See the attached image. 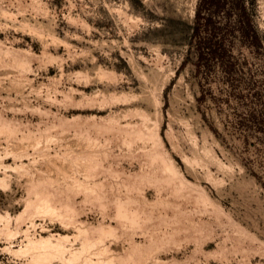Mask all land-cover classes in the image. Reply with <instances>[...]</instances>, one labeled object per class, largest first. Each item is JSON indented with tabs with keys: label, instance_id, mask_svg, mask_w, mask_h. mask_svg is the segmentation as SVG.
Returning a JSON list of instances; mask_svg holds the SVG:
<instances>
[{
	"label": "rangeland",
	"instance_id": "1",
	"mask_svg": "<svg viewBox=\"0 0 264 264\" xmlns=\"http://www.w3.org/2000/svg\"><path fill=\"white\" fill-rule=\"evenodd\" d=\"M200 3L0 0V264H264V0Z\"/></svg>",
	"mask_w": 264,
	"mask_h": 264
},
{
	"label": "trees",
	"instance_id": "2",
	"mask_svg": "<svg viewBox=\"0 0 264 264\" xmlns=\"http://www.w3.org/2000/svg\"><path fill=\"white\" fill-rule=\"evenodd\" d=\"M222 1L225 0H201V3L198 5V8L195 13V26H194V35H198L200 33V28H203V32L208 34V36H205V38L202 39V41L199 42V60L203 58V56L206 54L204 52H209L213 54V52H217L218 49L223 50V45L221 42L215 40L213 41V38H211V30L209 29V23H211L212 18L211 17H205L202 15L201 8H203L205 11H209L210 8L215 6L216 9H220L222 7ZM239 0H233V5L238 6ZM239 16L242 18L244 16L245 11L244 9H239ZM202 20L204 23H201ZM245 22L241 21L240 25L244 26ZM248 27L244 26L242 29L243 33H245V30L247 31ZM213 33V32H212ZM246 34V33H245ZM215 36V34H212ZM206 50V51H204ZM208 53V54H209Z\"/></svg>",
	"mask_w": 264,
	"mask_h": 264
},
{
	"label": "bare ground",
	"instance_id": "3",
	"mask_svg": "<svg viewBox=\"0 0 264 264\" xmlns=\"http://www.w3.org/2000/svg\"><path fill=\"white\" fill-rule=\"evenodd\" d=\"M54 240H55V239H54ZM50 241H51V239H50V240H47V238H45V240L42 239V240H40L37 244H35V245L37 246L36 248L38 249V246H39L40 248H44V247L47 248V247H49V248L53 249V248L57 245V242H56V244H55V243L53 244V243H51ZM35 245H34V246H35ZM29 246H30V245H29ZM30 248H32V247H30ZM34 248H35V247H33V249H34ZM40 248H39V249H40ZM57 248L61 249V248L58 247V246H57ZM57 248H56V249H57ZM24 249H25V248H24ZM26 249H27V248H26ZM33 249H32V250H33ZM39 249H38V250H39ZM44 249H45V248H44ZM54 249H55V248H54ZM64 250H65V249H64ZM33 251H34V250H33ZM40 251H42V249H41ZM47 251H48V250H47ZM51 251H52V250H51ZM29 252H30V251H29ZM39 253H40V252H39ZM46 253H47V252H46ZM46 253H45V254H44V253L42 254V255H45V256H43L44 259H42V260H45V258H46ZM47 254H48V253H47ZM50 254H51V252H50ZM35 256H36V255H35ZM48 256H49V255H48ZM48 256H47V257H48ZM60 257H61V256H60ZM41 258H42V257H40V259H41ZM48 258H49V257H48ZM48 258H47L46 261H48ZM37 259H38V258H37ZM50 259H51V257H50ZM89 261H90V260H89ZM38 262H39V261H38ZM49 264H50V263H49ZM89 264H90V263H89Z\"/></svg>",
	"mask_w": 264,
	"mask_h": 264
}]
</instances>
